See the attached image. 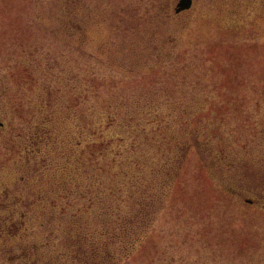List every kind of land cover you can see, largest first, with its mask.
<instances>
[{
    "label": "rangeland",
    "instance_id": "374dc122",
    "mask_svg": "<svg viewBox=\"0 0 264 264\" xmlns=\"http://www.w3.org/2000/svg\"><path fill=\"white\" fill-rule=\"evenodd\" d=\"M169 1L167 32L176 38V51L204 60L207 75L199 73L193 81L203 79L205 95L223 104L214 108L218 112L208 120L209 128H215L210 133L212 141L217 140V126L223 125L218 131L227 148L236 149L230 158L239 160V174L251 178L245 199L253 201L246 208L256 218V246L246 259L243 256V262L264 264V0H194L193 7L179 15L175 13L179 0ZM159 3L80 0V20H89L84 6L99 14L98 21H90L87 27V54H79L83 67H93L98 80H109L105 78L110 75L134 79L120 70L130 51L123 26L136 10L143 22L149 7ZM65 4L66 0H0V79H7L10 65L20 61L23 51L30 53L27 59L42 65L53 48L67 51ZM19 82L24 85L17 87ZM13 83L18 84L14 96L24 107L19 111L10 99L0 101L4 123L0 128V264H85L78 257L83 255L80 238L97 234V239L105 232L104 221L97 218L113 203L104 189L77 187L82 170L74 177L64 170L69 144L65 124L55 125L57 139L50 144L43 142L38 148L33 144L43 113L35 107L40 92L25 75L13 77ZM218 119L222 121L215 125ZM72 180L76 183L69 188ZM213 183L192 150L175 193L145 232L141 249L119 264H189L211 254L219 258L226 235L224 222L208 208L206 198L212 195ZM104 194L106 205L102 204ZM123 202H114L113 207L126 210Z\"/></svg>",
    "mask_w": 264,
    "mask_h": 264
},
{
    "label": "trees",
    "instance_id": "16d2710c",
    "mask_svg": "<svg viewBox=\"0 0 264 264\" xmlns=\"http://www.w3.org/2000/svg\"><path fill=\"white\" fill-rule=\"evenodd\" d=\"M159 1L149 7L143 22L136 10L126 28L123 26L130 51L120 70L134 79L124 81L110 75L105 78L109 80H98L93 67H83L79 54H87V27L90 21H98L99 14L84 6L89 20H80V0H66L67 51L53 48L43 65L27 59L30 53L23 51L20 61L10 65L7 79H0V101L10 99L13 109L21 111L24 105L18 103L13 89L24 84L19 82L16 87L13 77H29L40 92L36 112H43L33 144L37 148L43 142L50 144L57 139L55 125L65 124L69 144L64 170L73 177L82 170L79 189L101 188L109 193L107 198L113 204L97 218L104 221L105 232L97 239V234L80 238L83 255L78 257L85 264H119L141 249L145 232L154 226L167 199L175 193L192 150L214 182L212 195L206 199L209 210L224 222L226 237L220 241L219 258L211 254L209 259L198 257L189 264H244L243 256L248 257L247 252L256 246V218L247 212L251 199H245L251 178L239 174V160L230 158L236 149L227 148L218 131L223 125L217 126L214 134L218 137L212 141L215 128H209L208 120L218 112L214 108L221 102L205 95L203 79L194 83L199 73L207 75L204 60L195 61L176 51V38L167 32L171 2ZM73 180L69 188L76 183ZM102 199L106 205V194ZM114 202L125 203L127 209L113 207Z\"/></svg>",
    "mask_w": 264,
    "mask_h": 264
},
{
    "label": "water",
    "instance_id": "95a60500",
    "mask_svg": "<svg viewBox=\"0 0 264 264\" xmlns=\"http://www.w3.org/2000/svg\"><path fill=\"white\" fill-rule=\"evenodd\" d=\"M193 4L194 0H179L176 5L175 11L176 13H181L183 11L189 10L192 8ZM3 125L4 124L0 119V127H2Z\"/></svg>",
    "mask_w": 264,
    "mask_h": 264
}]
</instances>
